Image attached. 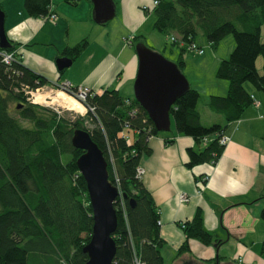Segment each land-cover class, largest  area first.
<instances>
[{
	"label": "trees",
	"instance_id": "1",
	"mask_svg": "<svg viewBox=\"0 0 264 264\" xmlns=\"http://www.w3.org/2000/svg\"><path fill=\"white\" fill-rule=\"evenodd\" d=\"M78 1L65 0L70 5ZM154 1L153 30L180 46L176 62L180 70L183 51H193L189 48L197 33L212 46L233 36L234 47L215 72L228 82L227 94L209 95L206 103L223 122L201 123L199 93L190 85L170 108L171 129L192 137L197 146L204 142L201 147L187 148L186 167L215 164L224 148L220 139L228 124L255 104L245 84L264 93V0ZM23 6L31 17L55 14L51 0H23ZM140 37L131 38L133 45L141 42ZM9 41L8 48H0V264L86 263L83 247L90 239L93 221L86 184L76 165L82 150L71 143L78 128L87 130L103 152L108 179L121 193L114 202L116 251L111 264H164L158 206L137 175L140 158L151 153L149 137L161 131L134 97H125L116 89L90 90L83 103L93 110L73 119L30 101L27 91L48 85V80L25 66L17 45ZM86 43L82 39L67 46L62 55L74 59ZM3 51L13 52L9 64L2 61ZM259 56L262 72L257 68ZM76 88L71 86L69 91ZM171 142L173 138L164 137L165 144ZM260 217L264 221V207ZM180 226L185 239L177 253L189 250L190 239L215 247L222 242L205 228L199 208Z\"/></svg>",
	"mask_w": 264,
	"mask_h": 264
},
{
	"label": "crops",
	"instance_id": "2",
	"mask_svg": "<svg viewBox=\"0 0 264 264\" xmlns=\"http://www.w3.org/2000/svg\"><path fill=\"white\" fill-rule=\"evenodd\" d=\"M112 1L114 16L97 23L91 0H79L75 5L51 0L56 15L53 20L28 16L23 0H0L6 35L17 45L23 64L48 80L41 89L51 92L68 83L96 93L116 89L125 97H133L138 59L131 38L138 34L144 37L145 27L154 31V0ZM82 39L87 43L80 54L58 70L56 59L65 56L63 49ZM257 68L260 72L259 62ZM216 85L215 93L209 89L208 94L227 92L228 84ZM245 87L258 104L252 103L239 119L228 124L222 136L226 138L224 148L215 164L186 167L187 148L201 147L204 142L197 146L192 137L176 134L174 129L148 139L151 153L140 158L139 167L158 206L160 235L173 251L169 264H264V221L260 217L264 207V93L250 84ZM208 94L205 105L199 107L198 102L197 106L201 123L207 125L203 113L214 120L211 124L222 123L221 115L207 110ZM165 136L173 142L165 144ZM181 193L188 196L186 201L179 199ZM197 208L205 228L222 242L215 247L190 239L189 250L177 253L185 239L180 224Z\"/></svg>",
	"mask_w": 264,
	"mask_h": 264
},
{
	"label": "water",
	"instance_id": "3",
	"mask_svg": "<svg viewBox=\"0 0 264 264\" xmlns=\"http://www.w3.org/2000/svg\"><path fill=\"white\" fill-rule=\"evenodd\" d=\"M91 2L95 22L105 23L114 16L115 8L112 0H91ZM4 17V11L0 8V48L2 49L10 45L4 28ZM134 50L138 66L133 81V97L147 112L157 131H170V108L189 88V82L175 62L147 47L143 42H137ZM70 64L71 59L67 56L56 59L58 70ZM71 143L73 147L82 150L76 159V165L86 184L93 221L90 239L83 247V252L87 254L85 264H111L116 251L112 238L117 227L114 202L121 193L109 181L103 152L91 139L88 131L75 129ZM129 203L132 204V201L130 200Z\"/></svg>",
	"mask_w": 264,
	"mask_h": 264
},
{
	"label": "rangeland",
	"instance_id": "4",
	"mask_svg": "<svg viewBox=\"0 0 264 264\" xmlns=\"http://www.w3.org/2000/svg\"><path fill=\"white\" fill-rule=\"evenodd\" d=\"M143 32H145V35L144 37H140L141 42H143L147 47L153 49L154 51L161 53L168 60L175 62V63L177 62L179 54L181 53V49L178 44H172L168 40L167 37H165L164 35H162L161 33L155 30L152 32H149L147 27H145ZM262 39L264 40V28L262 29ZM136 43L137 42H135V44ZM194 43L197 47H199L202 50V53L199 54L196 51H186V50L183 51L184 65L181 67V71L187 78L189 85L198 91L199 107H202L203 104L205 105L204 103L205 97L209 93L208 92L209 89L215 93V91L218 89L216 85L217 83H222V84L224 83L226 85L228 84L226 80L217 78L215 75V72H216V68L220 60L225 59L229 56L231 50L234 47V39L232 35H228L224 37L217 45L212 46L205 39V37L201 35V33H197V35L194 38ZM216 60H218V62ZM258 62H259V66H261V72H262L263 60L261 56L258 57L257 63ZM38 90L42 92V93H37L39 95L46 93L45 95L42 96L44 97L45 104H41V105L48 106L51 109L55 110L56 112L60 114H64L65 116L69 118L73 119L77 116H80L79 113H82L84 110L81 104H77V105L73 104L74 105L73 107L69 106L71 104V100L69 98H68L67 103H62L58 99V95L60 96L62 94V92H60L61 90L58 87L57 89H54V91L52 90L51 92L49 90H46V89L43 90L41 88H38ZM35 91L36 90L32 92H35ZM47 93H49L50 96H48ZM226 94L227 92L224 93L223 95H226ZM28 95L30 94L28 93ZM213 95H219V94H213ZM37 96L38 95H36V97ZM29 99L30 101H32L31 95ZM71 107L74 109H72ZM79 107L81 108L80 110H79ZM207 110H210V109L207 108ZM213 114H217V113H213ZM212 116H215V115H212ZM212 121L214 120H211V117H208L206 113H203L204 123H206L207 125L208 124L210 125ZM168 133L170 134V131L160 132L161 135H166ZM203 145L204 144H202V146ZM162 255H164L165 257L164 262L165 263L167 262L166 264H169L171 261V258L173 257V251H171V249L165 244L164 247L162 248ZM227 263L228 262H223V264H227ZM180 264H183V263H180ZM233 264H238V263L233 262Z\"/></svg>",
	"mask_w": 264,
	"mask_h": 264
},
{
	"label": "built area",
	"instance_id": "5",
	"mask_svg": "<svg viewBox=\"0 0 264 264\" xmlns=\"http://www.w3.org/2000/svg\"><path fill=\"white\" fill-rule=\"evenodd\" d=\"M155 3H156V1H153V4H155ZM55 17H56L55 14H50V15H48L46 18L53 20V19H55ZM171 39H173V38H171ZM124 41H128V39L125 38ZM189 49H191V50H193V51H196V52H198L199 54L202 53V50H201L199 47H197V46L195 45V43H194V44H191ZM1 56H2V61H3L4 63H6V64H9L10 61L12 60V58H13V52H5V51H3V52H1ZM70 87H71V85L68 84V83H63V84H60V85L58 86V88H59L62 92H64L65 94H67V95H69V96H71V97H73L76 101H78V102L82 105V107H83L84 110H83L82 113H80L81 115L85 114L88 110L92 111L93 108H91V107H87V106L84 105V103H83V101L85 100V97H86L87 93L90 91L89 88H87L86 86H77L76 90L70 92V91H69V88H70ZM36 90H38V89H36ZM27 93H29V94L31 95V97H32V94H33L32 91H27ZM255 104H256V105L258 104V102H257L256 100H255ZM125 138H128V137L125 136ZM225 141H226V138H225V137H222V138L220 139V142H221L222 144L225 143ZM142 174H143V169H142L141 167H138V168H137V175H138L139 177H141ZM200 185H201V184H200ZM116 187H117V186H116ZM117 188H118V187H117ZM119 192H120V191H119ZM179 199H180L181 201H186V200L188 199V196H187L185 193H181V194L179 195Z\"/></svg>",
	"mask_w": 264,
	"mask_h": 264
},
{
	"label": "bare ground",
	"instance_id": "6",
	"mask_svg": "<svg viewBox=\"0 0 264 264\" xmlns=\"http://www.w3.org/2000/svg\"><path fill=\"white\" fill-rule=\"evenodd\" d=\"M60 92H62V91H60ZM37 93H42V92H40L39 90H36L35 92H33V94H32V101L33 102H37V103H40V104H45V102H44V97H42L43 95H45V94H37ZM64 92H62V94L60 95V96H58V99L62 102V103H67L68 102V98L71 100V104L69 105V106H74V105H77V104H80L78 101H76L73 97H71V96H69V95H65V93L63 94ZM36 95H38L37 97H36ZM47 95L48 96H50V94L49 93H47ZM69 96V97H68ZM47 99V98H46ZM46 101V100H45ZM77 102V103H76ZM74 104V105H73ZM71 107V108H72ZM72 109H74V108H72ZM81 108L79 107V110H80ZM78 110V109H77Z\"/></svg>",
	"mask_w": 264,
	"mask_h": 264
}]
</instances>
